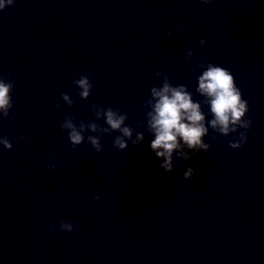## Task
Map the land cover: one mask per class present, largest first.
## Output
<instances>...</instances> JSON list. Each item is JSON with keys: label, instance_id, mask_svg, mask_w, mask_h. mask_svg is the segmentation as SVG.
<instances>
[{"label": "water", "instance_id": "water-1", "mask_svg": "<svg viewBox=\"0 0 264 264\" xmlns=\"http://www.w3.org/2000/svg\"><path fill=\"white\" fill-rule=\"evenodd\" d=\"M201 61L231 70L249 103L238 148L229 141L243 129L210 128L209 150L166 172L145 128L140 145L119 150L112 132L96 152L86 140L74 149L59 127L73 113L96 120L93 103L146 123L158 71L202 100ZM0 74L15 81L0 119L13 144L0 146V264H264V0H15L0 11ZM81 74L93 84L87 99L72 83Z\"/></svg>", "mask_w": 264, "mask_h": 264}, {"label": "clouds", "instance_id": "clouds-1", "mask_svg": "<svg viewBox=\"0 0 264 264\" xmlns=\"http://www.w3.org/2000/svg\"><path fill=\"white\" fill-rule=\"evenodd\" d=\"M212 2L213 0H200V3L205 5ZM14 3L15 0H0V11ZM181 27L182 25L176 24L169 30L168 35ZM205 43L204 38L199 40L201 46ZM193 55V49L189 48L184 58L188 60ZM197 66L203 70L197 76L195 92L203 98L202 100L194 99V94L187 85H173L165 72L158 71L155 75L162 78V83L150 88V95L145 101V107L148 109L145 114L146 123L137 122V126L133 127L126 123L129 115L120 107L113 105L104 107L93 103L92 111L96 120L76 123L73 113L65 115L59 127L67 132L68 140L74 149L86 140L96 152L102 150L101 137L112 132L119 133L113 139L114 147L119 150L128 148L129 142L133 146L140 145L145 140V132L137 129L145 128L153 137L149 147L160 161L159 167L166 172L173 170L174 162L189 160L199 151H208L210 144L205 142L204 138L209 134L210 128L224 136L243 129L239 131L238 136L229 141L232 148L242 146L248 139L247 132L252 121L246 118L249 103L242 97V91L237 86L233 73L228 68L211 61H201ZM72 83L77 86L81 99L90 96L93 84L88 75L81 74ZM14 86L15 81L10 75L0 74V119L8 118L13 108ZM61 96L67 105L71 106L75 103L69 93H62ZM202 105H207V113ZM56 107L59 109L60 105L57 104ZM101 119L106 126L97 123ZM21 138L26 139V134L22 133ZM0 146L8 150L13 148L11 139L6 135H0ZM48 167L55 170L56 164L50 163ZM193 172L194 169L189 166L184 170L183 177L190 179ZM94 199H100L99 193L95 194ZM77 227L67 221L60 222L58 226L56 221H53L49 225L50 229L69 232L76 230Z\"/></svg>", "mask_w": 264, "mask_h": 264}]
</instances>
